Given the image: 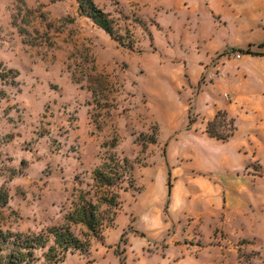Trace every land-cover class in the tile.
Masks as SVG:
<instances>
[{
	"label": "rangeland",
	"instance_id": "obj_1",
	"mask_svg": "<svg viewBox=\"0 0 264 264\" xmlns=\"http://www.w3.org/2000/svg\"><path fill=\"white\" fill-rule=\"evenodd\" d=\"M80 2L0 0V232L65 226L115 155L113 224L35 264H264V62L228 47L264 53V0H92L114 37ZM219 111L236 136L209 144Z\"/></svg>",
	"mask_w": 264,
	"mask_h": 264
},
{
	"label": "trees",
	"instance_id": "obj_2",
	"mask_svg": "<svg viewBox=\"0 0 264 264\" xmlns=\"http://www.w3.org/2000/svg\"><path fill=\"white\" fill-rule=\"evenodd\" d=\"M79 9L92 15L93 21L103 29L109 36H113V28L105 14L98 10L92 0H81ZM23 33V30L20 31ZM251 45H249L250 47ZM264 43L259 45L263 48ZM243 55H251L254 57H263L264 53H252L249 49L233 50ZM228 113L219 111L213 120L207 123L205 133L211 139L217 141L228 142L237 131L234 126V120L230 119V131L220 133L217 131L219 120L227 118ZM132 166L127 159H120L115 155H111L107 161L93 173L95 186L103 189L101 196L95 201L88 199V193H81L77 200L72 203L73 209L65 218L67 224L61 228H53L50 231L37 235L23 236L12 233L0 232V264H35V250L37 247H45V235L53 237V245L46 253V259L50 263H55L64 257L66 253L75 250H88L89 242L80 240L72 232L71 225L83 226L87 234L93 237L101 236V232L111 226L114 217L119 209V194L114 192V187L121 189L125 179H131ZM169 190L172 187L170 180L167 184ZM7 194L0 192V206L6 203ZM11 245L12 248L7 251L6 246Z\"/></svg>",
	"mask_w": 264,
	"mask_h": 264
},
{
	"label": "crops",
	"instance_id": "obj_3",
	"mask_svg": "<svg viewBox=\"0 0 264 264\" xmlns=\"http://www.w3.org/2000/svg\"><path fill=\"white\" fill-rule=\"evenodd\" d=\"M245 44H248V46L249 45H257V46H259L260 44H262L261 42H258V41H253V42H247L246 41V43ZM228 47L229 48H231L232 50H240L241 49V47L242 46H235L234 44H229L228 45ZM241 50H244V49H241ZM263 50H264V48H263ZM264 52V51H263ZM243 57V59H246L245 60V62L243 61V66H245V64L248 62V61H261V62H264V57H254V56H251V55H243L242 56ZM261 93H262V98H261V100H260V102H259V104L260 103H264V87H262L261 88V91H260ZM208 139H209V144H215V143H221V144H227V143H229V142H231L232 141V139L234 138V136H236V132H235V135L228 141V142H222V141H217V140H215V139H211V138H209L208 136H207V134L205 135ZM243 154V152H241L240 151V148H239V150H238V154ZM244 155V154H243ZM245 157H249V154H247V155H244L243 156V158H245ZM242 158V159H243ZM246 160L245 159H243V163L245 162Z\"/></svg>",
	"mask_w": 264,
	"mask_h": 264
}]
</instances>
